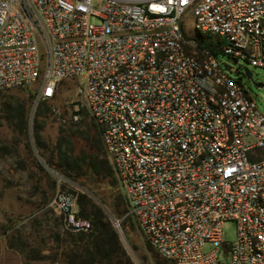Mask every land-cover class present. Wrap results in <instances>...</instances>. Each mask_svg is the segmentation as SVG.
<instances>
[{"label":"built area","instance_id":"1","mask_svg":"<svg viewBox=\"0 0 264 264\" xmlns=\"http://www.w3.org/2000/svg\"><path fill=\"white\" fill-rule=\"evenodd\" d=\"M189 8L230 62L264 68V0H0V89L37 82L39 101L81 81L145 239L171 264H217L221 245L229 264H264V112L218 52L185 37ZM46 205L67 229L91 228L73 191L58 185Z\"/></svg>","mask_w":264,"mask_h":264},{"label":"rangeland","instance_id":"2","mask_svg":"<svg viewBox=\"0 0 264 264\" xmlns=\"http://www.w3.org/2000/svg\"><path fill=\"white\" fill-rule=\"evenodd\" d=\"M91 20L98 21L94 16ZM180 24L187 39L197 41L200 36H205L215 46H218L217 36L201 34L195 29L194 17L190 8L181 16ZM218 58L222 67L230 75L240 78L255 99L260 111L264 112V68L254 66L241 58L238 63H232L221 51L218 52ZM245 69L252 72L251 77L245 74ZM254 82H261L262 85H256ZM79 85H82L81 81L74 78H63L59 81L56 94L48 100L53 108L52 112L42 118L41 134L49 148L55 142L61 127L70 125L75 110L85 108L82 104L81 93L78 91ZM38 87V83L35 82L26 87L0 89V264H58L55 260L57 258L55 252L58 251L59 242L54 237L55 233L59 234L67 228L64 226L62 216L46 205L58 185L64 189L87 191L103 207L118 231L122 246L132 262L150 264L151 253H158V251L147 242L137 223L134 224L133 236L128 235L125 229L115 223V220L120 223L124 216L114 217L106 204L100 202L82 185L57 173L45 161L44 156L34 144L31 126L36 106L39 103L35 100ZM18 101L25 102L27 108L25 131H20L5 117L7 104ZM56 110H59L60 114ZM83 113L86 118L90 117L85 109ZM61 116L65 120H62ZM70 138L76 153L86 148L87 145L80 136L72 134ZM223 229L225 241L227 243L233 241L236 236L235 222L225 221ZM11 234L16 235V239L28 240L27 251L8 245L7 239ZM29 247L41 248L43 256L28 258L25 252H28ZM211 248L210 242L204 244V250L208 251ZM143 254L146 255V259H143ZM159 255L162 257L161 254ZM161 264H166V262L162 261ZM217 264H229V253L224 245L220 246Z\"/></svg>","mask_w":264,"mask_h":264},{"label":"trees","instance_id":"3","mask_svg":"<svg viewBox=\"0 0 264 264\" xmlns=\"http://www.w3.org/2000/svg\"><path fill=\"white\" fill-rule=\"evenodd\" d=\"M196 42L199 46L209 48L214 54L219 52L214 43L205 36H200ZM49 99L39 100L36 106L31 126L34 144L44 156L45 161L57 173L82 185L100 202L106 204L114 217L124 216L119 224L128 235L133 236L136 221L126 213V197L111 159L104 148L99 127L91 116L86 118L83 113L85 108L75 110L78 114L82 113L79 114L78 119L72 120L70 125L61 127L55 142L49 148L41 134L42 118L52 112L53 108L49 104ZM5 108L6 119L20 131H25L27 113L25 102H9ZM85 112L88 113L86 109ZM72 134L80 136L85 141L86 148L76 153L70 138ZM69 190L76 194L79 205L78 214L90 220L91 228L78 231L65 229L59 234L55 233L54 238L59 242L58 251L55 252L56 262L58 264H134L122 246L118 231L100 203L96 202L87 191ZM131 239L134 240L132 237ZM7 242L11 247L26 249V251L29 245L28 240L16 239L14 234L8 236ZM135 243L134 245L138 247ZM25 253L28 258L43 256L39 247H29L28 252ZM158 253H151L150 264H161L162 261L171 264L168 258L162 254L161 257ZM142 257L147 258L145 254Z\"/></svg>","mask_w":264,"mask_h":264},{"label":"water","instance_id":"4","mask_svg":"<svg viewBox=\"0 0 264 264\" xmlns=\"http://www.w3.org/2000/svg\"><path fill=\"white\" fill-rule=\"evenodd\" d=\"M231 62L232 63H237V59L236 58H232L231 59ZM245 74L248 76V77H251V75H252V72L250 71V70H248V69H245ZM256 85H262V83L261 82H254Z\"/></svg>","mask_w":264,"mask_h":264}]
</instances>
